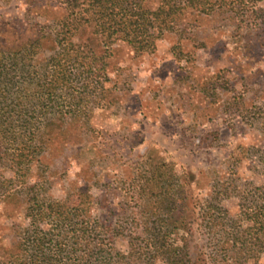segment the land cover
Segmentation results:
<instances>
[{"label": "rangeland", "instance_id": "374dc122", "mask_svg": "<svg viewBox=\"0 0 264 264\" xmlns=\"http://www.w3.org/2000/svg\"><path fill=\"white\" fill-rule=\"evenodd\" d=\"M62 1L0 0V49L24 52L15 60L39 77L31 93L47 92L40 75L59 54L75 90L92 94L73 106L66 81L59 108L85 117L50 120L22 151L2 153L0 141V264L32 253L44 264L52 239L84 228L113 264H171L173 253L180 264H264V0L186 8L172 29L156 23L148 46L103 31L97 0H79L85 21L62 25ZM129 2L120 15L162 0ZM66 248L59 264L79 263L84 248Z\"/></svg>", "mask_w": 264, "mask_h": 264}, {"label": "trees", "instance_id": "16d2710c", "mask_svg": "<svg viewBox=\"0 0 264 264\" xmlns=\"http://www.w3.org/2000/svg\"><path fill=\"white\" fill-rule=\"evenodd\" d=\"M62 2L65 4L70 15H68V18L64 20L62 25L68 24L72 27H74L75 24L79 25L85 19L81 11V9H83V4H80L79 0H63ZM97 2L99 6V27L103 31L114 33L116 38L120 36L131 43L141 44L145 42L147 46L152 44L150 41L152 39L151 28L156 26V23L160 30L172 29L177 17L181 15L186 8L200 11H209L213 8L212 0H162L157 10L151 11L149 8H145L139 4L135 6L130 15H120L121 12L125 13L128 9L127 5L130 3L129 0H97ZM29 47L31 48L32 46ZM30 48H26L25 51L31 52ZM15 58L25 59L26 56L23 51L0 49V141L3 139L5 142V146L3 147L5 151L2 150V153H13L16 150H21L16 143H22L24 141L22 137L27 133L31 135L32 140L37 141L34 134L38 136V129L44 128L50 120L61 121L62 119L64 120L66 116L73 119L85 117L86 112H84L82 108L74 107L71 111H64L63 108H59L62 104L61 100L66 99V96L61 94V92L64 91L62 84L65 86L67 83L66 81L70 83V86H68L70 92L65 94L70 96L67 98L70 100L72 99L73 106L84 104L85 101L89 103L88 99H90L92 95L88 92L83 93V91H80L81 89L76 91L75 89L78 87H73V83L78 74L68 70L71 67L69 64L73 63L68 55H61L60 57L58 54V56L52 57L51 60L55 63L52 64L54 72L51 74V77L46 73L40 75L42 80L41 89L47 91L42 93H40V91L38 93V90L31 93L32 89L30 86L33 78L35 77L36 80L39 78L36 77L38 76L36 72H32L30 68L26 69V67H30L31 64L29 63L26 65L23 61L15 60ZM73 59H76V57ZM61 60H63V65L61 64ZM21 65H23V67H20ZM53 81L54 85H51ZM26 84H28L29 87ZM19 90L24 91L23 98L27 100L26 103H23V101L18 102L15 98V93ZM48 90H50V92H48ZM28 94H30V96H28ZM34 94L36 97H34ZM33 100L37 102L39 109L30 108L33 104ZM18 107L21 111L25 112L24 117H22L20 113H17ZM32 113L34 115H32ZM32 129H34V132ZM29 153L28 151L26 154L29 155ZM54 212V214L51 212L49 214L53 222L56 223L57 226L58 224L60 226L65 224L67 218L60 219V217L57 216V211ZM54 218L57 222H55ZM81 231V236L68 238L69 240H73V242H58L52 239L48 247V252H45L43 255L44 259L42 260L44 264H59V261L62 259V251L66 250V247H68V253H75V246L77 244L84 248V253L81 255L80 261L77 264H113L112 259L107 254L108 244L103 240H88L87 235H85L88 232L87 228ZM231 237L234 242H237L239 238L238 226H234ZM78 238L81 239L77 240ZM93 241L95 245H93ZM35 245L45 246L44 243L38 240L35 242ZM96 247L102 255L101 257H99ZM43 249H45V247ZM176 255V253L167 255L168 262L170 261L171 264H180L176 259ZM38 256L39 255L32 253L28 263L25 264H34ZM139 257L140 256L137 258ZM121 261H123V264H130L128 257H122Z\"/></svg>", "mask_w": 264, "mask_h": 264}]
</instances>
